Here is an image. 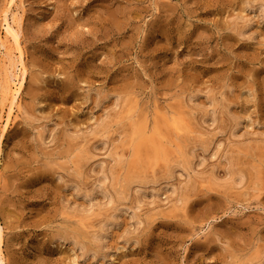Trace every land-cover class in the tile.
Segmentation results:
<instances>
[{"label": "rangeland", "instance_id": "1", "mask_svg": "<svg viewBox=\"0 0 264 264\" xmlns=\"http://www.w3.org/2000/svg\"><path fill=\"white\" fill-rule=\"evenodd\" d=\"M4 12L26 67L8 124ZM0 56L4 264H264V0H0ZM141 121L190 163L122 197Z\"/></svg>", "mask_w": 264, "mask_h": 264}, {"label": "bare ground", "instance_id": "2", "mask_svg": "<svg viewBox=\"0 0 264 264\" xmlns=\"http://www.w3.org/2000/svg\"><path fill=\"white\" fill-rule=\"evenodd\" d=\"M11 1H13V0H11ZM6 12H4L5 15L2 18V22H3L2 24L5 27V35H4L3 39L1 38L2 39L1 46L4 48V53H5L4 56H2V60H1V62H2L1 75L3 76V80H5L3 82H4V85L6 83V85H5L6 90L4 89L5 91H2V90L1 91H2V93L4 92V96L2 95L3 98L5 97L7 100H9V104H6V105H8L7 111L4 110L5 112H7L6 116H7V124H8L10 119H12L11 116L13 115V112L14 111L20 112V97H21L22 88H23L25 80H26V67H25L23 60H22L23 50L20 47V41H19V38H20L19 29H20V26L22 23V19H21V17L20 18L16 17L13 12H12L13 14H11V15H9L10 13L7 14ZM2 53H3V51H2ZM0 58H1V56H0ZM2 85H3V83H2ZM2 100L4 101V99H2ZM3 107H2V109H3ZM2 116H3V113H2V115H0V119L2 118ZM162 116L166 117V115H162ZM159 117H160V115H159ZM165 117H162V119L163 118L165 119ZM3 118H6V117H3ZM166 118H168V117H166ZM162 122H164V121H162ZM170 122H171V120H170ZM179 122H180V120L179 121L175 120V122H172L174 124L173 125L170 124V125L171 126L175 125L176 127H178L177 123H179ZM159 123L160 122L155 123L154 129L158 134L157 136L162 137V135H161V131H162L161 129L162 128H161V126H159ZM7 124L5 126L3 125L4 127L2 126L3 127L2 130H0L2 134L5 130V128L7 127ZM166 125L168 126L169 124H166ZM176 127H174V128H176ZM165 130H166V128H165ZM168 130H169V128H167V132H168ZM135 132L137 133V136H136L137 138H135L134 143L131 144L132 145V147L130 148L131 151H130V154L128 155V156H130L129 159L125 160V155H124V158L122 157L123 158L122 160H120L121 159L120 158L119 159L120 162H117V163H120V165H121V166L119 164L117 165V166H120V168H121V169L118 168V170L120 169L121 172L119 171L120 174H119V178H118L117 182L121 183L120 186H121V196L122 197H123L122 193H126V192L128 193L132 185L142 184V182L146 178L144 171H145L147 166L154 165L157 162L163 161L164 162L163 167H165L166 170L169 171L168 168L174 167L173 163L176 165H178V163H181L180 165H182V166H186V165H188V163H190V161H188L190 158L188 159V154L185 153L186 151H183V149L180 150L179 147H177V148H179V150L177 152L179 154L175 156V157L178 156V158H176L177 160L175 159V157L171 156L169 151H171L172 149L168 150V148L170 149L171 141H170V143L166 142V144H170L167 148V145L163 146L161 144L162 142L160 143V141L162 140L161 138H159V139L156 138V140H155L154 137L156 135L153 137V139L150 137V135L148 136L149 126H148V124H146L145 121L143 123L141 121V124H139L138 128H136ZM163 133L165 134L166 132L163 131ZM2 134H1L0 138H2ZM165 136H163V137H165ZM166 138L171 139V137L168 135ZM167 140H169V139H167ZM165 141H166V139H165ZM163 143H165V142H163ZM0 153H2L1 149H0ZM81 154L84 157V154L82 152H81ZM77 155H78V157H76L75 160L72 159L74 162H76L75 166L77 164L79 165V163L81 165V163L85 159H87L85 156L83 161H81L82 155H79V154H77ZM121 155L123 156V153ZM118 156H120V154L117 155V157ZM170 156L172 157L174 162H172V159ZM86 161L87 160H85L84 162H86ZM176 162H178V163H176ZM188 167H191V164ZM165 168H164V170H165ZM172 168H170V169H172ZM184 168H186V167H184ZM147 169H148V167H147ZM238 170L240 171V169H237L235 171L236 174H237ZM113 172H112V174H113ZM117 174H118V171H117ZM237 176H239V174H237ZM232 181H233V177H232ZM114 185H116V184H114ZM124 197H125V195H124ZM2 242H3L2 241V227L0 224V264H4V256H3V253L1 252Z\"/></svg>", "mask_w": 264, "mask_h": 264}]
</instances>
